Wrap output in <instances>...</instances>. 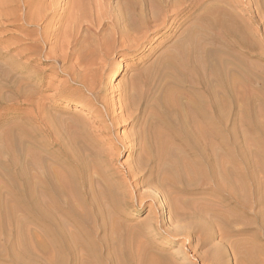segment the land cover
Here are the masks:
<instances>
[{
    "label": "bare ground",
    "instance_id": "1",
    "mask_svg": "<svg viewBox=\"0 0 264 264\" xmlns=\"http://www.w3.org/2000/svg\"><path fill=\"white\" fill-rule=\"evenodd\" d=\"M260 1L263 0H58L57 3L52 0H0V264H98L95 254L101 251H97L96 244L100 240L94 243L90 238V232H94L91 223L95 219L102 220L101 231L111 236L125 234L132 236L133 242L141 237L142 242H137L139 254L134 256L128 251L131 256L127 255L124 248V252H120L127 257L124 254V258H114L115 264H175L161 253L149 251L148 255L146 251L150 249L143 246L147 243L145 240L166 234L172 235L173 242L177 243L175 235H183L188 242L195 237L205 244L218 234L222 241L235 229L231 231V220L217 207L233 205L244 209L249 202L264 203V165L258 164L263 160L257 157L261 160L257 162L258 155L254 152L250 157V150L244 153L246 145L240 150L234 147H243L241 144L248 137L247 133V136L244 133L246 137L242 136L245 128H239L241 138H246L241 146L237 145L238 131L233 133V137L238 136L237 142L229 138L230 143L236 142L232 148L237 153L229 151L227 136L230 120L235 121L241 113L245 116L247 111L242 112L243 106L258 99L255 98L257 89L252 99L245 87L248 84L253 88L250 82L258 77L252 81L251 75L256 76L257 72L248 74L250 67H245L243 61L264 56V30L262 34L258 32L264 14L261 12L264 2ZM8 25L24 33L26 38L14 37L8 42L4 38L12 32ZM158 36L162 39L159 54L122 86L123 92L118 97L106 93L102 76L112 69L109 81H113L119 67L114 68L116 61L111 57L115 54L128 57L129 53H135ZM24 39L27 42L23 45L21 40ZM41 44L49 45L43 50ZM10 51H16L25 62L40 58L46 64L49 62L47 69L59 68L67 74V81L78 85L72 90L73 98L83 101L87 110L94 109L96 102L101 106V109L96 107L95 115L92 114L99 118L93 122L77 114L80 104L75 108L77 113L67 125H61L63 141L60 144L59 137L56 139L58 147L47 155L48 161L35 154L31 163L21 162L22 155H18L21 150L14 148L18 136L11 138L15 128L11 126L16 124L11 128L6 126L10 128L8 130L1 127L3 108L13 106L18 100L9 96L19 94V88L13 82L15 78L11 80L10 71L5 68L8 63L5 57ZM243 56L248 57L245 60ZM247 62L250 64L249 60ZM253 63L251 65H255ZM249 70L252 73V69ZM6 91L10 92L9 96L5 95ZM26 92L29 95L30 91ZM258 100L260 102L261 97ZM245 107L250 110L249 106V109ZM261 107L263 105L258 108ZM253 116L258 118L256 114ZM245 119V123L251 120ZM253 120L247 124L253 131L259 130L260 138L264 137V131L258 129L260 126L255 127L260 119L255 125ZM119 121L120 126L131 130L111 138L112 128ZM55 126L59 128L58 123ZM255 142L251 144L254 146L258 141ZM98 144L109 147L103 145L105 149L97 151ZM119 146L134 156L131 164L122 168V176L115 172L117 170L111 171L113 168L108 170L103 163L108 157L114 160L113 156L120 152ZM257 151L260 156L264 155L263 151ZM25 155L24 159L27 158ZM141 184H154L161 198V213L166 219L160 216L159 224L157 220L139 225L128 223L125 215L121 221L114 220L116 214L111 211H116L117 215L125 214L120 206L133 204V199L141 207L147 205L146 194L138 191ZM128 187L134 188V195ZM196 193L207 196L197 199L199 194ZM183 194L196 196L188 198ZM211 202L220 206H212ZM226 213L233 215L235 212L228 210ZM165 221L172 227L161 228ZM263 221L260 220L261 224ZM136 237L138 239L134 240ZM118 239L120 241V237L116 238L117 243ZM126 239L122 240L123 247ZM110 243L112 247L115 244ZM102 246L105 249L104 243ZM175 249L174 253L181 252ZM202 255L198 259L206 264L208 258Z\"/></svg>",
    "mask_w": 264,
    "mask_h": 264
},
{
    "label": "rangeland",
    "instance_id": "2",
    "mask_svg": "<svg viewBox=\"0 0 264 264\" xmlns=\"http://www.w3.org/2000/svg\"><path fill=\"white\" fill-rule=\"evenodd\" d=\"M46 1L47 2H51V0H46ZM57 2H58V0H54V1L52 0V3H57ZM260 2H264V0L263 1H260ZM261 5L263 7L264 3H262ZM263 8H262V11H261L262 14L264 13V11H263L264 9ZM246 16H247V14H244V17L246 18V20H248L247 19L248 16L247 17ZM263 16H264V14H263ZM262 17H261V22L263 23V25L259 28V30L261 29V31H258L260 34H262V30H264V28H263L264 27V22H263L264 17L263 18ZM8 27L12 30V32L10 31V32H8V34H5L4 35V38L7 39L8 42L9 41H13V38L14 37H18V38H21L22 37V39L23 38H26L25 34L24 33L22 34L16 28H13L12 29V26L11 25H8ZM17 34H19V35H17ZM24 40H26V41H24ZM24 40H21V42H23V45H24V43L27 42V39H24ZM160 40H162L160 36H158V39H156V40H150L148 43H146L144 45V47L138 48L135 53H129L128 54V57L123 58L119 54H115L114 56H112L111 57L112 60H115L116 61V66H114V68H117L118 66L120 68L118 67V71L116 72V76H115V79H113V81H109V74H110L109 71L112 70V69H108V70H106L104 72V74H103L104 76H102V85L104 86L105 92L108 93L110 96H114V98L118 97V94H120L121 92H123L121 90L122 86L126 85L128 83V81H129V79L132 76L138 75V72H141L140 70H142V68L145 67L150 61H152V59L154 57H156L155 55L159 54V52L161 51L160 49H162V46H161L162 45V42ZM167 43H166V45H167ZM41 45H43V44H41ZM44 45L43 46H40V49H43V50L47 49V47H48L49 44L45 45L46 47ZM10 56H12L15 59L13 60V58L10 57ZM243 57L245 58V57H248V56H243ZM262 57L263 58H253V57H249L248 60L250 61L249 62L250 64H247L248 63L247 62L248 60H246L247 58H245V60H246L247 63L245 61H243L245 67H250V68H248V74H249V72H250V74H253L254 72H257L256 73V76H254V74H253V75H251V76H253L252 78L249 77L250 75H248V77L251 78L252 81L254 80L253 78L258 77L257 79L255 78V81H253L254 83L253 82H250V85H251V83H252V85H254L253 88H252V86H249L248 84L245 86V87H247V90L246 91H248V94L251 93V97H252V95H254V97L257 95L255 98H258V99L261 97V101L258 102L259 101L258 99H254L253 100V101H255L257 103V106H256V103L255 102H254L255 105H254V103L252 104V102L249 105H245L247 107L249 106L250 107V110H247V108L245 106H243L242 112H246L247 111V113H244L245 116L242 115V113H241V115H240L241 117L239 116V118H237L239 122L237 121V119H235V121L237 123L235 121H233V120H230V122L231 121L232 122H231V124L229 122V124L231 126H229V124H228V133L229 134L227 135L228 136V140H229L228 142L229 143H230V141L232 139H235V141L237 142L238 141V140H236V138L238 137L237 135H239L240 133H242L241 132L242 130H240V129L241 128H245L244 130H246L247 132L246 131L243 132L242 133V136L246 137L247 134H248V137H246L247 139L245 138L246 141H244L245 139L243 140L244 137L241 138V134L239 135L240 138H237L240 141V142L238 141L239 144L237 143V145H240V143H242L244 141L241 144V145H243V147H240L239 148V147H237L235 145H234V147L236 149L238 148L237 150H240V149H242V148L245 147L244 145H246V148H244L245 150L243 149L245 152L243 150L242 151L244 153H248V151L250 150L249 153H248V154H250V157H251L252 152L257 153L256 155H258V156H256V158L259 157V158H261V160H263V162H262L259 158H257V159H259V160H257V162L258 161H261V162H258L259 165H261V164L264 165V157H262L264 155L260 156L261 154L258 153L259 151H257V150H260V152L263 151L262 154H264V137H261V138H263V139H261L258 136L259 130L256 131L257 130L256 129L255 130L256 132L253 131L254 129L253 128L251 129V127L247 123H249L253 119H255L254 118L255 115L253 116V114H256V118L257 117L258 118L255 119V120H253L252 124L255 125V124L258 123L257 126H255V127H259L260 126V128H258V129L264 131V127H261V126H264V115H263L264 114V103L262 104V102H263L262 100H264V56H262ZM5 58L8 59V63L5 65V68L8 70V72L10 71L11 80H13V78H15L13 80V82L19 88V94H18V96H15L14 94L12 95V93H11L12 96H9L10 95V92L9 91H6L7 93L4 92L5 95L8 94L6 96H9L11 98L14 97V99H16V100L18 98V100H17V103L18 104L16 103L13 106H9V107L7 106V107L3 108V113L4 112L5 113L3 114L4 118H3V123L1 124V127H2V125L5 126V127H3V129H4L8 125L10 127L12 124H16V125H12L11 126L12 129L15 126V128L11 131V134H12L11 135V138L13 137V135H15V136H18V137L15 138V140L16 139H18V140L20 139L19 140L20 142L18 140H17V142L14 141L15 143H17L14 148L20 149L22 151V152L20 151V153H19L18 150H17L18 155L19 156L22 155L20 157L21 160L18 157V159L21 162H24L25 163V162H28L29 161L28 163H31L35 159L34 158L36 156L35 154L43 157L42 159H44L45 161H48V157L49 156H47V155H50V152L52 151V149H53V151H55L54 149L56 147H58V144H56V143H59L60 142V144H61V141H63V140H61V137H62L61 132L63 131L62 129H63L64 125H67L69 119H71L73 117L74 113L75 114L77 113V112H74V110H75V108L78 107L79 104L81 105L80 108H79V112L80 113H77V114H81L82 116H84V119L86 121L88 120V122L89 121L90 122H93V120H95V121H98L99 120V118L96 119L94 117V115H95L94 113H95V109H96L97 106H98L97 109H101L100 104L98 102H96V103H94V106H95L94 109L92 108V110L91 109L87 110V106H86V104L83 101L80 102L79 99L73 98V96H72V90L74 88H76L78 85L76 83L75 84L74 83L72 84L71 82L67 81V76H66L67 74H65L63 71L61 72V70L59 68L57 69V68L52 67L51 69L52 70L55 69L54 71H52L50 68L47 69L49 62L46 64L44 61H41L40 58L35 59L32 62H25V58L18 57L17 54H16V51H10ZM138 58H141V59L138 60ZM253 62H255V65H251V63L254 64ZM247 65H249V66H247ZM255 66L258 67L257 70H256V67ZM126 67H129V68H126ZM249 69H252V73H251V71ZM32 71H33V74H32ZM136 72H137V74H136ZM258 73H259V75L257 76ZM256 80H257V82H256ZM255 82L257 83V85H255ZM26 86L27 87L29 86V87L26 88ZM255 86L256 87L257 86H259V87L261 86V89L259 87L256 88ZM23 87H24L25 92L27 90L30 91V92H28L29 95H26L27 92L26 93L24 92ZM252 89H255V90H252ZM256 89H257L258 93L255 92ZM22 90H23V92H22ZM249 90L251 92H249ZM261 90H262L263 94H262ZM254 92H255L256 95L253 94ZM84 94L86 96L87 93H84ZM23 95L28 96V98H31V97H33V98L28 99L26 96L24 97ZM21 96H22V99H21ZM87 97H89L88 94H87ZM254 97H252V99ZM25 98H27V99L25 100ZM21 100H22V102H21ZM256 100H258V101H256ZM260 103L263 105V107L258 108L259 106H262ZM250 105H252V106H250ZM253 105L256 106L257 108L254 107ZM244 107H245V109H244ZM249 107H248V109H249ZM251 108H252L253 111L251 110ZM249 112L250 113L254 112V113L250 115ZM260 112L261 113L263 112V113L261 114ZM92 114H94V115H92ZM247 115H248V117H247ZM258 115H260V116H258ZM44 116H46V117H44ZM251 116H253L252 119H251ZM47 117L50 119L49 120L50 122L47 120L48 119ZM244 117L247 118V119H249V120L251 119V120L250 121L247 120L248 122L245 123L246 122V119ZM241 118L243 120H241ZM257 120H259V122L262 125ZM54 121H56V122H54ZM240 121H241V123H240ZM242 121H244V122L242 123ZM256 121H257V123H256ZM233 122H235V124L232 127V123ZM6 123H8V124L6 125ZM57 123H58L59 128L57 126H55ZM238 123L240 125H236ZM17 124L20 127H18ZM243 125L244 126L246 125V127H243ZM23 126H24V131H23ZM234 126H237L238 128L237 127L235 128ZM54 127H57V128L54 129ZM10 128L7 127L6 130H8ZM229 129L230 130L231 129L235 130L234 132L231 130L232 131L231 132L232 137H233V133H236L238 131V133H236L237 135L236 134L234 135L235 138L234 137L231 138L230 132H229L230 130ZM1 130H2V128H1ZM16 130L18 131V134L19 135L16 134V132H17ZM29 130L30 131L32 130V131L30 132ZM130 130H131L130 127L125 128L123 126H120V121H119V122H117V124H115L114 128H112V131H111L112 133H111L110 137L112 136L111 138H113L116 135L119 136L123 132L130 131ZM251 130L253 131L252 132L253 135H254V132L256 133V136L255 135H254V137L252 136ZM3 131L5 132V130H3ZM12 132H14L15 134L12 133ZM244 133L245 134L247 133L246 136H245ZM249 137H250V140H249ZM251 137L254 139V140L252 139L254 142L256 141L255 140V137L256 138L257 137L260 138V139L257 138V141L258 142L256 141L257 143L255 142L256 144L254 146H253L254 142L253 141L251 142ZM11 138H9V139L11 140ZM9 139H8V141H9ZM21 139L24 140V143L25 144L24 143H21V141H22ZM56 139L57 140L60 139L59 142ZM247 140H249V141H247ZM259 140H260V143H259ZM8 141H6L7 142L6 144H8L10 142V141L9 142ZM234 142L233 143H230L231 146L228 143L229 151L232 152V153L233 152L234 153H237L236 152L237 150L235 148H232V145L234 144ZM251 143H253V144H251ZM20 144H21V146H20ZM257 144H259V145H257ZM26 145H28L29 147L26 146ZM103 145L106 148L109 147L108 144H101V147H102L101 148L99 146V144H98L95 147L96 150L98 149L100 151L102 149H105ZM97 147H100V149L97 148ZM121 147L122 146H119V151H120L119 154L113 156V159L114 160L116 159L115 161L109 159V157H108L107 158V161H109V162H107V161H104L103 162L104 165L106 164L105 165L106 167L108 166L107 169L108 168H110V169L113 168V169H111V171H113V172H114V170H117L115 172L118 175L120 174V176H122V173L124 171L123 170L124 169V166H128L129 164H131V161L133 160L132 158H134V156L131 153L129 154V151L128 150H125L123 147L122 148ZM258 147H260V149H258ZM23 150L25 152H23ZM27 150H28V152H30V154L27 152ZM38 150H40V151H38ZM21 153H23L24 155L26 153L25 157L27 156V158H29L30 160L32 159V160L30 161L27 158L24 159V155L21 154ZM31 154H32V156H31ZM46 157H47V159H46ZM252 158H254L253 155H252ZM256 158H255V160H256ZM22 159H24L25 161L22 160ZM108 163H110V164L113 163V164H111V165L109 164L108 165ZM121 169H122V171H121ZM150 186H152V187H150ZM128 189H130V191L133 192V195L135 194L133 187H131V188L128 187ZM138 191L141 192V193L144 192V195L146 194L144 201L146 200L147 205L141 207V206L137 205V203L134 201L135 199L132 198L133 199V204H130L131 206L127 204V205H124L125 207L120 206V208H119L121 210V212L122 213L124 212L125 214L122 215V214L119 213L117 215V212L116 211H111V214L112 213H113V215L116 214L114 216L116 218L114 219V217H113V219L116 220V221H121V220L124 219L125 216H127V219H128L127 222L130 223V224H133L134 223L135 225H139L141 223H145V222L147 223V222H151V221L154 222V221H157V220H158V224H159V220L164 216V214L161 213V209H160L161 198L158 195V192L155 191L154 184H150V185L149 184L148 185H146V184L142 185L141 184V185H139V190ZM197 194H199V195H197ZM204 194L205 193H196L197 197H195L196 196L195 194H193V195H194L195 198L201 199L204 196L205 197L207 196V194H205V195ZM148 195H152L154 199L152 197L148 196ZM183 195L185 197H188V198H190V197L192 198L193 197V195L192 196L190 195V197H189V195H185V194H183ZM201 195H203V196L201 197ZM209 196L211 197V195H208V197ZM211 203H212V206L213 205L214 206L216 205V203H214V202H211ZM253 203L254 202H252V203L249 202L248 206L245 207L244 209H241V207L240 208L238 207L240 209V212L239 213L236 212L237 210L239 211V209L237 207H235V206L233 207V205H231V206L230 205H225L226 207L225 206L223 207L221 205L222 206V208H221V206L217 204L218 206H220V207H217V209L221 210L222 213H223V215L226 216V218L228 220H231V221H229V224H231L230 226L232 228L229 227V230H230V228H231V231H233L235 229L233 232H230L231 235H228L229 237H227V238H229V239L225 238V239H223L221 241L220 236L218 234H215L214 238H212L209 243H205L204 244L202 242H199L200 240H198V239L196 240L195 237H194V239H192V241H189L188 242V240L186 239V237L182 238L183 235H179V236L178 235H175L176 237H178V242L177 243H174L173 242L172 235L171 236H168L166 234H160V235L156 236V238H154V239L150 238V240L149 239L148 240H145V242L147 241V243H146V245L143 244V246H145V247L148 246L147 248L150 249V250H147L146 251L147 254L149 253V251H150L151 254H152V252H154V253H156V252L157 253H161L163 255H166L175 264H202V262L198 259V256H203L202 254H204V256L206 255L207 258H208V260H207L208 262H206V264H264V221H263L264 220V212H262V211H264V210H262V208H264V205H263L264 203H263V201L257 202V203H254V204ZM250 204L254 205V207H252V205H250ZM228 210H229L230 213L231 212L232 213L235 212V213H233L234 216L232 214L226 213V212H228ZM241 211H243V212H241ZM256 213L259 214V215H257ZM111 214H110V218L112 219V216L113 215H111ZM107 215L109 216V214H107ZM231 215H232V217H231ZM236 215L237 216H240V217L237 218ZM254 215H257V217H254ZM108 216L105 215L104 217L109 219ZM160 216H162V217H160ZM229 217H231V218H229ZM163 218H164V220L166 219L165 217H163ZM108 219H107V221H108ZM151 219H153V220H151ZM260 220L263 221L262 222L263 224H261ZM101 221L102 220H100V219H95V221H93L94 224L91 223V226H92L91 227V231L93 230L94 232H93V234H92V232H90V234H91L90 238L92 237L91 240H93L94 243H96L98 240H100V241H98L99 243L97 242L96 244H98V248H99L97 251H100V250L101 251L100 252H97L95 254L96 257L97 256L99 257V255H100V258L97 257L98 264H103V263L104 264H115V261H116L115 259L117 257H118L117 260H119V257L124 258V254L125 253L127 255L129 254L130 256H131V253L132 252H133L132 253L133 255L134 254L135 255L139 254L140 249H138L137 242L139 243V240L142 242L141 237H140V239H138L137 237L134 238V240L135 239H138V241L135 240V242H133V237L132 236H128L127 237V235H125V234H122V236L121 235L120 236L119 235H116L117 237L115 236V234L111 236V234H107V232L101 231L102 230L100 228V222ZM232 222H233V224H232ZM98 223H99V225L96 226V224H98ZM166 226H168L167 228L172 227V225H169L168 222L165 221L164 226L161 227V228H166ZM95 227H97V230H95ZM233 227H235V228H233ZM95 231L96 232L98 231V232L96 233ZM161 232H162V229H161ZM106 234L109 235V239L110 238H112V239L109 240L107 238L108 236ZM123 236H125V237H123ZM93 237L96 238V241H95V239ZM118 237H120V241L118 239V243L120 242L119 244L116 241V238H118ZM129 237H132V238L129 239ZM124 239H126V240H125V245L123 247V244H124L123 241H124ZM142 239L144 241V237ZM185 239H186V241H183ZM104 241H106V244L107 245L105 244ZM110 241L113 242V243H115V244L117 243L116 244V247H115V244H113L114 245L113 247L115 249H113L112 243H110ZM180 241H181V243H180ZM182 241H183V243H182ZM101 242L104 243L105 249L103 248V246H102L103 243L101 244ZM227 242H228V244H227ZM128 243L129 244L131 243V244L129 245ZM202 244H203V246H202ZM221 245H222V248H221ZM232 245H233V247H232ZM136 246H137V248H136ZM177 246H179V247H177ZM242 247H244V248H242ZM107 248H108V251H107ZM116 248H118V249H116ZM124 248H125V250H124ZM126 248H128L129 250H127ZM175 248H178V250H180L181 252L180 253H177V254L174 253L175 250H177ZM216 249H218L217 250L218 252L216 251ZM245 249L249 253L245 252ZM123 250L125 251V253H122V252H124ZM111 251H113V252L117 251V252H115V254L112 252L113 253L112 254ZM120 251H122V252H120ZM128 251L131 252V253H129ZM137 251H138V253H137ZM213 251H214V253H213ZM206 252L209 255H207ZM99 253H101V254H99ZM116 253L117 254L119 253L120 255H117ZM97 254H99V255H97ZM212 254L214 255V257H213ZM219 254H220V257H219ZM113 255H114V257H113ZM127 255L125 256V258L127 257ZM148 255H150V254H148ZM210 257H211V259L209 261V258ZM212 257H213V259H212Z\"/></svg>",
    "mask_w": 264,
    "mask_h": 264
}]
</instances>
